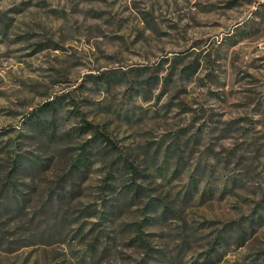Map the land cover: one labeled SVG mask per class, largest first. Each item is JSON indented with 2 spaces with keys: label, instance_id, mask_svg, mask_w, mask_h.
Returning <instances> with one entry per match:
<instances>
[{
  "label": "rangeland",
  "instance_id": "374dc122",
  "mask_svg": "<svg viewBox=\"0 0 264 264\" xmlns=\"http://www.w3.org/2000/svg\"><path fill=\"white\" fill-rule=\"evenodd\" d=\"M0 264H264V0H0Z\"/></svg>",
  "mask_w": 264,
  "mask_h": 264
},
{
  "label": "trees",
  "instance_id": "16d2710c",
  "mask_svg": "<svg viewBox=\"0 0 264 264\" xmlns=\"http://www.w3.org/2000/svg\"><path fill=\"white\" fill-rule=\"evenodd\" d=\"M44 105L50 107V106H53V102L48 101ZM83 126L85 129L92 130V132L94 133V138H98L100 141H103L107 145L112 144L110 139L106 136L105 132L103 130H100L97 125H94L88 121H85ZM110 147H113V146L111 145ZM27 164H29V167L31 165L35 170H37L39 168V165H40V164H37L36 162H33L30 164L26 161L14 159L11 169L7 172V176H6V179L4 181V185L9 187V189L12 188L13 191H15L17 189V187L15 185L16 183L14 181H12L13 174L20 173L22 170H24L26 168L25 166ZM75 169L80 170L81 168L79 166H76ZM71 172H72V170L69 171V173H71ZM69 175H71V174H69ZM135 192H136V190H135ZM17 201H21V200L17 199ZM17 205H20V203H17Z\"/></svg>",
  "mask_w": 264,
  "mask_h": 264
}]
</instances>
